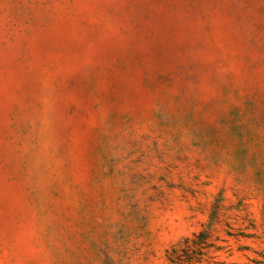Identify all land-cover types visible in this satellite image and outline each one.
Here are the masks:
<instances>
[{"label":"rangeland","instance_id":"1","mask_svg":"<svg viewBox=\"0 0 264 264\" xmlns=\"http://www.w3.org/2000/svg\"><path fill=\"white\" fill-rule=\"evenodd\" d=\"M0 264H264V0H0Z\"/></svg>","mask_w":264,"mask_h":264},{"label":"trees","instance_id":"2","mask_svg":"<svg viewBox=\"0 0 264 264\" xmlns=\"http://www.w3.org/2000/svg\"><path fill=\"white\" fill-rule=\"evenodd\" d=\"M201 235V233L197 236V237H199ZM176 252V251H175Z\"/></svg>","mask_w":264,"mask_h":264}]
</instances>
